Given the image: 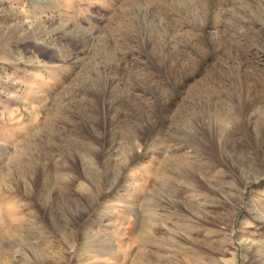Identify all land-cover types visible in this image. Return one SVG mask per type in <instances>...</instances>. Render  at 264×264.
Returning a JSON list of instances; mask_svg holds the SVG:
<instances>
[{
	"label": "rangeland",
	"instance_id": "rangeland-1",
	"mask_svg": "<svg viewBox=\"0 0 264 264\" xmlns=\"http://www.w3.org/2000/svg\"><path fill=\"white\" fill-rule=\"evenodd\" d=\"M0 264H264V0H0Z\"/></svg>",
	"mask_w": 264,
	"mask_h": 264
}]
</instances>
